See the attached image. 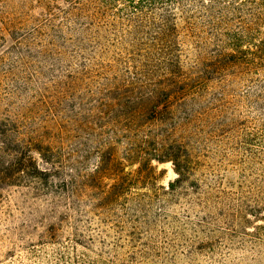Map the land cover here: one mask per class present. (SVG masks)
<instances>
[{
  "label": "rangeland",
  "instance_id": "1",
  "mask_svg": "<svg viewBox=\"0 0 264 264\" xmlns=\"http://www.w3.org/2000/svg\"><path fill=\"white\" fill-rule=\"evenodd\" d=\"M202 1V7L189 6L195 7L191 20L176 10L175 41L185 68L193 64L204 70L201 60L212 58L216 49H225L227 33L245 24L251 26V37L241 45L262 42L264 46V23L252 24L245 10L235 12L234 0H219L212 7L211 1ZM223 3L230 8L220 15ZM71 4L72 0H0V129L7 131L6 137L0 134V264H55V248L71 251L66 238L75 228L83 237L96 238L99 229L110 225L90 211L94 201L90 189L77 191L78 199L62 189L61 181L74 176L68 159L60 173H55L32 148V162L39 169L50 168L48 175L32 170L44 177L41 184L38 179L31 183L33 178L12 168L22 158L18 139L29 136L63 143L62 155L68 158L77 141V122L93 125L98 121L93 115L100 112L102 89L124 83L121 70L105 77L99 72L85 73L80 60L89 50L85 46L81 57L74 52L75 31L83 24L79 26L81 19L72 16ZM222 17L227 23L215 25ZM114 29L107 27L105 40L101 39L104 60L125 45L112 41ZM146 29L152 34L157 28ZM144 42L151 43L150 36ZM231 73L227 69L211 72L195 94L199 116L193 122L195 133L186 140L194 172L189 183L182 185L186 189L177 185L168 189L177 177L170 161H152L155 178L146 174L134 187L140 194L159 186L160 191L170 193L159 191V200L143 201L148 215L147 223L140 224L142 238L154 250L148 249L145 257L136 255L133 264H264V121L243 99L256 87L246 90ZM123 147L121 143L119 154ZM94 163V158L85 161L80 173L90 172ZM125 164L126 171L138 167L137 163ZM104 182L111 184L112 180ZM193 182L199 185L191 188ZM75 204L81 213L74 210ZM65 213L66 226L62 223L57 239L62 243L42 245L45 225L57 223ZM202 218L210 221L209 227ZM88 222L90 230L85 228ZM107 234L113 237L116 233L107 229ZM75 248L76 253L95 258L101 246L94 241L89 249ZM142 248L136 244L134 249L124 246L119 251Z\"/></svg>",
  "mask_w": 264,
  "mask_h": 264
},
{
  "label": "trees",
  "instance_id": "2",
  "mask_svg": "<svg viewBox=\"0 0 264 264\" xmlns=\"http://www.w3.org/2000/svg\"><path fill=\"white\" fill-rule=\"evenodd\" d=\"M209 1L212 2L209 7L213 3L219 4V0ZM234 1L232 8L235 12L245 10L251 15L252 24L264 23V0ZM202 3V0H72L71 14L74 19H81L79 26L83 24L75 31L78 38H74L77 45L74 52L81 57L85 46L89 50L88 56L80 60L85 73L94 71L105 77L106 73L121 70L125 75L122 79L124 83H114L111 88L102 89L100 112L93 115L98 121H94L93 125L77 122L74 129L77 141L73 144L72 152L68 153V158L62 155L63 143L29 136L18 139L22 143V158L12 168L18 174L24 173L33 178L31 183L38 179L41 184L44 177L34 175L32 170L48 175L50 168L39 169L32 162V148L39 152L46 163L52 165L55 173H60L68 159L74 176L69 177L68 181H61L62 189L64 192L69 190L67 194L75 198L80 189H90L94 198L90 211L104 225L109 223L106 228L113 229L116 234L110 237L104 228L99 229L96 238L93 235L83 237L75 228L71 236L66 238L71 251L55 248V264H133L136 255L145 257L148 249L154 250L150 247L152 244L142 238L140 224L147 223L145 218L148 215V207L143 201L159 200L160 193L166 195L170 192L160 191L161 186L153 187L150 192L143 194L135 193L133 189L146 174L150 173L155 178L152 161H170L177 177L168 184V189L173 190L174 185L186 189L182 185L189 183L188 179L194 172L186 140L195 133L193 122L199 116L197 103L193 100L201 81L208 80L211 72L231 70L232 77L245 84L246 90L255 86L256 91H247L243 99L264 121V46L262 42L241 45V42L251 37L250 25L245 24L227 33L225 49H216L212 58L201 60V64L206 65L204 70L193 64L187 68L183 66L175 41L176 10L185 12L188 20H191L193 14L190 11L196 6L202 7ZM190 5L195 7L189 8ZM229 8V5L220 4L218 12L221 15L223 10ZM226 20L222 17L214 24L221 25L227 23ZM107 27H121L120 31L113 30V40H106L125 45L104 60L106 50L100 44L101 39L105 40L103 34L107 33ZM146 27L157 29L150 34ZM147 35L151 39L148 45L144 42ZM220 86L224 87V84ZM88 116L92 115L89 113ZM0 134L6 137L7 131L0 129ZM121 143L124 147L119 154ZM91 158L95 160L92 170L81 174L79 170ZM125 162L137 163L138 167L134 172L126 171ZM104 179H111L112 183L108 184ZM44 183H47L46 179ZM196 184L193 182L191 188ZM199 204L204 207L203 203ZM74 206V210L82 212L79 204ZM66 216L65 213L58 217L57 223L45 225L42 245L62 243L57 239L62 223L66 226ZM202 221L203 225L209 227V220L202 218ZM89 224L85 225L86 230L91 229ZM124 234L127 237H123ZM94 241L101 246L95 258L83 252L78 254L76 248L73 249L76 246L89 249ZM136 244H141L143 248L133 250ZM124 246L133 249L119 251Z\"/></svg>",
  "mask_w": 264,
  "mask_h": 264
}]
</instances>
